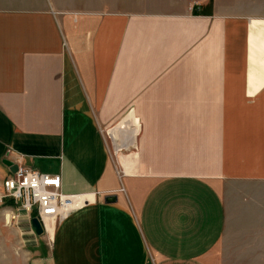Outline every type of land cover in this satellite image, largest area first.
<instances>
[{"label": "crops", "instance_id": "1", "mask_svg": "<svg viewBox=\"0 0 264 264\" xmlns=\"http://www.w3.org/2000/svg\"><path fill=\"white\" fill-rule=\"evenodd\" d=\"M232 1L0 0V164L86 201L24 264H264V13Z\"/></svg>", "mask_w": 264, "mask_h": 264}, {"label": "built area", "instance_id": "2", "mask_svg": "<svg viewBox=\"0 0 264 264\" xmlns=\"http://www.w3.org/2000/svg\"><path fill=\"white\" fill-rule=\"evenodd\" d=\"M15 166L18 168L17 172L10 171V175L1 183L2 198L9 200L17 213L12 212L11 222L18 223L20 216H24L32 230L31 221L37 218L44 233H47L48 223L54 229L56 223L63 221L85 204L86 201L72 206L82 196L64 194L60 176L43 174L20 164Z\"/></svg>", "mask_w": 264, "mask_h": 264}, {"label": "rangeland", "instance_id": "3", "mask_svg": "<svg viewBox=\"0 0 264 264\" xmlns=\"http://www.w3.org/2000/svg\"><path fill=\"white\" fill-rule=\"evenodd\" d=\"M97 1L99 2V0ZM136 1L137 0H129V3L135 4ZM148 1L150 3H158L160 0H144V2L149 3ZM180 1L184 3L187 2V0H178V3H181ZM195 1L199 0H188V3H192ZM215 1L216 0H210V3H215ZM64 2L71 3L74 7L77 8L88 9L92 2L95 3V0H64ZM119 2L120 0H112V3L115 5L119 4ZM220 2L223 5L233 4L232 0H220ZM235 2L236 4H240L241 8H243V6L244 8H254V10L256 11L249 10L252 14H258L262 9V13H264V0H236ZM107 130L109 129H106L104 127L99 131V135H101L102 140H104L103 142L108 146L113 163L118 168L119 156L122 155L120 154V148L122 145L125 146V138L127 136L126 134H130V130L125 131L123 134L120 133V129L115 132H110L109 134L112 135L111 138L114 142L111 140L110 136L106 135ZM114 144H117V146L115 147ZM127 160L129 159L125 156V163L127 162ZM9 175L10 173L8 168L5 165L0 164V181L8 177ZM2 197L3 191L0 188V264H24V262H26V260L30 257L28 255L29 250H31L32 246L36 243L35 240L31 242L27 240L38 239L39 237L35 234L33 229H30V226H28V220L24 216H20L18 223L13 222L11 224H7L5 215L12 211L16 213V210L14 209V207H12V203L9 200L3 199ZM48 227H50V223L47 224V228Z\"/></svg>", "mask_w": 264, "mask_h": 264}, {"label": "water", "instance_id": "4", "mask_svg": "<svg viewBox=\"0 0 264 264\" xmlns=\"http://www.w3.org/2000/svg\"><path fill=\"white\" fill-rule=\"evenodd\" d=\"M3 165H5L12 173H16L18 168L10 161H4ZM113 199H107V202H111ZM32 227L38 237L44 235V230L40 221L37 218L32 219Z\"/></svg>", "mask_w": 264, "mask_h": 264}, {"label": "bare ground", "instance_id": "5", "mask_svg": "<svg viewBox=\"0 0 264 264\" xmlns=\"http://www.w3.org/2000/svg\"><path fill=\"white\" fill-rule=\"evenodd\" d=\"M261 29H263V28H259L258 30L260 31V32H262L263 33V31L261 30ZM259 35V34H258ZM255 40H257V38H255ZM252 44V43H251ZM252 46H253V44H252ZM260 46H262V49H261V51L264 53V44H262V45H260ZM255 47V46H254ZM252 61H253V63H255L258 67H264V62L263 61H256L255 60V58H253L252 57ZM107 135H109V131H107V133H106ZM122 142V141H121ZM120 142V143H121ZM119 143V142H118ZM122 144V143H121ZM115 145V144H114ZM85 202V198H80V199H78V200H76L74 203L75 204H73L72 206H74V205H76V204H83ZM5 220L7 221V224H11V218H12V215L10 214V213H8L7 215H5ZM51 229H52V227H51ZM53 230V229H52ZM52 232V231H51ZM47 233L49 234V232H48V229H47Z\"/></svg>", "mask_w": 264, "mask_h": 264}]
</instances>
